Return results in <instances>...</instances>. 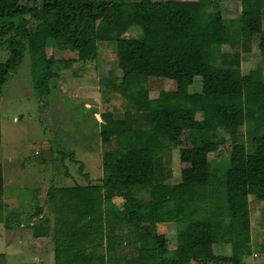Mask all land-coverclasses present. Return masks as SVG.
Listing matches in <instances>:
<instances>
[{"label":"trees","instance_id":"1","mask_svg":"<svg viewBox=\"0 0 264 264\" xmlns=\"http://www.w3.org/2000/svg\"><path fill=\"white\" fill-rule=\"evenodd\" d=\"M238 2L240 16L227 25L211 10L210 0L179 2L176 13L168 14L170 19L177 16L180 48L198 52L200 91L188 93L193 76L184 63H171L145 37H121L142 23L139 2L0 0V39L9 53L0 62V90L20 65L24 42L38 95H47V82L57 76L46 49L80 54L96 43L113 42L121 73L117 89L125 102L122 118L99 115L97 136L105 147L100 179L94 185L49 188L60 229L53 232L56 264H243L241 257L250 249L247 198L264 204V81L256 71L242 76L241 54L222 47L247 52L256 36L264 58V0ZM147 52L169 67L173 91L148 97ZM244 126L250 148L239 133ZM226 138L233 140L226 159L211 164L208 154ZM183 139L194 144L188 167L172 184L170 151L181 149ZM140 191H148V201L133 196ZM2 195L0 167V222L5 216ZM114 198L123 199L120 209ZM40 212L35 205L33 215ZM168 223L178 226L171 251L154 228ZM41 228L34 226L33 235ZM123 230L135 257L117 251ZM220 244L229 246L228 256L213 254L212 246ZM2 259L0 255V264Z\"/></svg>","mask_w":264,"mask_h":264},{"label":"rangeland","instance_id":"2","mask_svg":"<svg viewBox=\"0 0 264 264\" xmlns=\"http://www.w3.org/2000/svg\"><path fill=\"white\" fill-rule=\"evenodd\" d=\"M104 1L109 4L112 0ZM128 1L140 3L143 20L139 26H135L131 32L123 33L121 37L123 39H129L131 36L145 37L149 39L151 45L161 50L171 63H184L193 76L188 93H198L200 91L198 52L180 48L181 37L177 16L172 15L170 19L168 15L176 13L181 0ZM210 1L211 10L220 14L222 24L227 25L229 20L240 16L238 0ZM165 2L168 4L163 6ZM261 26L264 31V9L261 11ZM27 28L31 31L34 25L30 24ZM258 41V37L252 36L247 52L238 47L223 46L222 50L238 51L241 54L242 76L256 71L264 81V58L257 51ZM24 44L20 65L7 75L0 90V164L4 175L2 178L4 199L8 200L7 209L24 208L25 212L31 213L37 205L36 199H39V202L47 199L44 193L48 185H54V189H57L72 187L74 184L94 185L98 182L102 175L100 156L105 149L97 136L99 125L102 123L99 115L109 113L113 119H121L125 102L117 89L121 73L116 65L113 42L96 43L82 50L80 54L46 49L45 56H50L55 61L57 70V76L47 82V95H38L34 92L30 58L26 43ZM8 56L9 53L1 38L0 62L4 63ZM145 60L149 78L148 97H157L159 91H173L175 85L169 79L171 73L169 67L164 62L156 60L151 52L146 53ZM239 133L243 136L245 147L250 148L246 137L247 128L244 126ZM232 141L226 138L223 145L214 153L208 154L211 164L226 159ZM183 142L185 143L181 149L170 151L172 178L169 182L172 184L180 180V171L188 167L190 150L194 144L191 139H183ZM19 167L23 172L20 173ZM14 171H19L16 172V180L8 184L6 176L12 175ZM11 192H14L13 195ZM133 196L143 201L149 200L148 191L133 192ZM10 197L11 200L15 197L13 204L9 200ZM17 197L19 204L16 206ZM112 203L120 209L123 199L114 198ZM41 205L43 206L42 203ZM247 208L250 249L248 255L241 257V262L264 264V204L248 196ZM14 213L17 214L19 211L15 210ZM53 217L52 211L47 222L55 221ZM24 223L26 225L28 221ZM41 223L38 220L34 225L41 228ZM177 227L173 223L155 224V234L164 236L168 251L175 247ZM23 233L22 231L21 237ZM16 234L18 235L14 233L8 239L7 237L4 239L13 242ZM50 242L52 244V238ZM50 242L41 241L38 248L45 252L47 249L51 250ZM6 247L7 245L0 244V252H6ZM132 249L133 245H129L128 242V248L121 254H126L127 258L132 255L135 257ZM212 252L215 256H228L230 248L228 245H213ZM1 256L4 260V256Z\"/></svg>","mask_w":264,"mask_h":264},{"label":"crops","instance_id":"3","mask_svg":"<svg viewBox=\"0 0 264 264\" xmlns=\"http://www.w3.org/2000/svg\"><path fill=\"white\" fill-rule=\"evenodd\" d=\"M196 0H181L180 2H194ZM1 167V177L3 178V168L2 165L0 164ZM18 170H21L20 167ZM19 172V171H16ZM16 172L14 171V173L12 175L9 174V176H6L7 178V182L8 184L11 181H15L16 178ZM23 172L22 170L20 171V173ZM12 173V171H11ZM14 179V180H13ZM17 182V181H16ZM4 181L2 179V189L4 190ZM11 184V183H10ZM17 184V183H16ZM88 185V183H86ZM55 188L54 185L52 186H47L46 191H45V195L46 196V200H42L41 202H39V199H36L37 201V206L41 208V212L40 214L35 217L34 214V210H31V213L29 212H25L24 208H17V209H12V208H8L11 209L10 211L7 209L8 206L7 205V201L4 199V194L5 192L3 191V195H2V201L5 204V208H4V212L3 215H5L2 219L4 220V222H0V228L2 229L0 231V244H4L7 245L6 247V252H0V255L4 256V260L3 262L5 264H7V262L9 261V264H56V260L54 258V234L53 232L55 230H59V225L55 224V221H52L51 223H48L47 221L50 220V214L53 211L52 210V200L49 198V194L47 191L49 190V188ZM14 192H11V194ZM13 195V194H12ZM34 196H36V192H34ZM38 198V197H37ZM12 204L14 203L15 197H11L9 199ZM39 202V203H38ZM16 206L19 204V199L17 197L16 200ZM32 203V200H31ZM40 203L43 204V206H40ZM46 205V206H44ZM7 209V212H6ZM16 211H19V213H14ZM54 214V212H53ZM55 217V214H54ZM54 217L52 219H54ZM40 220L41 222L44 221L45 224L41 223L43 229H39L38 231V236H34L33 233L34 231V223L36 221ZM24 221H28V223H24ZM35 221V222H34ZM12 223V224H10ZM33 223V225H32ZM13 225V226H12ZM24 232L22 237H21V232ZM14 233H18V235H15V239L13 242H8L4 239V237H8L13 235ZM120 233V232H119ZM62 234L59 233V236H61ZM124 232L122 234H119V245L116 246L117 247V251H119L120 253L124 252L128 246L126 245L127 241L125 240L124 237ZM17 236V237H16ZM26 237V239L24 238ZM23 238V239H22ZM52 238V244L50 242V239ZM25 239V240H24ZM50 242L52 249H47V251L45 252L44 250L42 251L40 248H38V243L39 242ZM47 244V243H46ZM49 248V247H48ZM51 253V255L49 254ZM191 263H195V262H188L186 264H191ZM104 264H110L109 262H107L105 260ZM121 264V263H120ZM195 264H200V263H195Z\"/></svg>","mask_w":264,"mask_h":264}]
</instances>
